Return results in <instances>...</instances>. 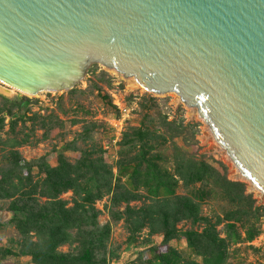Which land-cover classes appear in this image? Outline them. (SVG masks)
I'll list each match as a JSON object with an SVG mask.
<instances>
[{
  "label": "water",
  "instance_id": "water-1",
  "mask_svg": "<svg viewBox=\"0 0 264 264\" xmlns=\"http://www.w3.org/2000/svg\"><path fill=\"white\" fill-rule=\"evenodd\" d=\"M93 66L175 95L264 197V0H0V84L64 94Z\"/></svg>",
  "mask_w": 264,
  "mask_h": 264
},
{
  "label": "trees",
  "instance_id": "trees-1",
  "mask_svg": "<svg viewBox=\"0 0 264 264\" xmlns=\"http://www.w3.org/2000/svg\"><path fill=\"white\" fill-rule=\"evenodd\" d=\"M74 92L75 89L67 94ZM24 101L29 103L25 98L10 100L0 96V126L6 117L11 118V135L15 134L18 120L26 124L18 116ZM38 119L40 129L62 127V122L52 115L45 118L35 114L31 120ZM158 119L160 125L155 130L144 127L150 122L144 115L141 127L123 133L115 167L121 178L126 177L124 183L121 178L115 179L101 149L71 147L69 150L78 153V158L70 162L59 155L57 165L51 167L44 158L25 161L14 151L28 139H0L2 151L8 150L0 166V196L12 202V222L18 235L14 243L20 253L30 257L32 264H108L114 256L107 247L111 227L98 224L99 212L95 209L96 202L105 198L110 200L111 220L124 218L130 236L146 229L150 234H161L164 243L183 238L188 250L200 259L182 261L173 249L166 254L153 250L149 264H228L230 245L258 237L264 206L256 204L244 184L229 180L204 159L175 144V139L183 138L187 126L168 122L161 114ZM165 144L170 145L171 171L159 163L169 160L157 149ZM179 185L185 194L176 193ZM68 192L74 197L70 208L61 199ZM210 200H220L228 209L213 218L202 215L203 204ZM131 203L141 205L136 208ZM121 205L123 211L115 209ZM182 221H191L202 230L180 232L177 224ZM219 226L224 228V238L217 231ZM64 245H74L73 253L59 252Z\"/></svg>",
  "mask_w": 264,
  "mask_h": 264
},
{
  "label": "rangeland",
  "instance_id": "rangeland-1",
  "mask_svg": "<svg viewBox=\"0 0 264 264\" xmlns=\"http://www.w3.org/2000/svg\"><path fill=\"white\" fill-rule=\"evenodd\" d=\"M127 81L102 67L93 66L71 95L43 93L36 97H24L17 93H11L10 96L0 94L10 100L18 97L29 101L22 103L18 113V116L26 120V124L18 120L15 134L11 135L9 130L12 119L6 117L3 126H0V139L14 138L18 141L28 139L14 151L25 161L44 158L51 167L57 165L59 155L74 162L78 158V153L69 150L71 147L89 151L101 149L106 154L115 179H118L121 177L115 165L122 150L120 143L123 133L130 128L141 127L144 115H148L150 119L144 127L155 130L160 125L158 115L161 114L167 117L168 122L177 121L187 126L183 138L174 140L178 147L188 154L204 159L224 173L229 180L240 182L233 173L232 165L227 162L225 154L218 148L195 111L186 108L175 95L153 96L138 88H130ZM35 114L45 118L52 115L62 122V127H55L51 131L40 129L41 120L38 119L36 122L31 120ZM32 128L34 133H31ZM157 149L167 157V160L169 159L167 162L159 161L160 165L171 171L170 145L165 144ZM7 152V148L2 151L0 146V166L4 163L3 155ZM33 173L36 174L35 169ZM126 181V177L121 178V182ZM176 193L182 195L186 190L179 185ZM251 194L258 206H264V197L256 193ZM61 199L68 203L67 207L73 206L74 197L71 192L63 194ZM130 205L137 208L141 204ZM11 206V200H5L0 196V264H32L30 257L21 254L19 246L14 243L18 240V235L12 222L14 214L11 212ZM109 208L108 198L95 204V209L99 212L98 224L100 226L110 224L111 227L107 247L114 256L108 264H149L153 261V250L157 254H166L168 249L176 251L182 261H200L188 250L183 238L164 243L161 234H150L146 229L135 236H130L124 218L113 222ZM115 209L123 211L124 205ZM227 209L226 203L210 200L203 204L202 215L213 218ZM259 225L260 234L253 241L229 246L228 264H264V218ZM177 229L180 232L201 231L202 226L194 225L191 221H182L177 224ZM217 231L221 238H224L223 226L217 227ZM74 248V245H64L58 251L65 254L73 253Z\"/></svg>",
  "mask_w": 264,
  "mask_h": 264
},
{
  "label": "bare ground",
  "instance_id": "bare-ground-1",
  "mask_svg": "<svg viewBox=\"0 0 264 264\" xmlns=\"http://www.w3.org/2000/svg\"><path fill=\"white\" fill-rule=\"evenodd\" d=\"M113 73V72H112ZM128 83H129V87L130 88H132V89H134V88H138L139 89V87L137 86V84L134 82V80L133 79H129L128 81H127ZM0 93H3V94H11V93H15V91L14 90H11V89H9V88H7V87H5L4 85H2V84H0ZM190 110H192V109H190ZM194 111V110H193ZM197 115V114H196ZM205 128H206V130H207V132L210 134V131H209V129L205 126ZM211 135V134H210ZM212 137V136H211ZM217 145V144H216ZM218 146V145H217ZM219 148V147H218ZM226 158V160H227V162H229V164H231L230 163V161L227 159V157H225ZM232 165V164H231ZM232 167V170H233V173L239 178V180H242L241 179V177H240V175L237 173V171L234 169V167H233V165L231 166ZM247 185H248V183H247ZM249 186V185H248ZM250 188V187H249ZM253 193H256L257 195H259L256 191H254ZM260 196V195H259Z\"/></svg>",
  "mask_w": 264,
  "mask_h": 264
}]
</instances>
